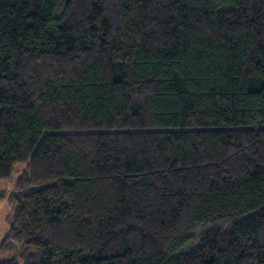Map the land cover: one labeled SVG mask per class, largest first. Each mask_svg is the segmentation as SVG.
Wrapping results in <instances>:
<instances>
[{
	"label": "trees",
	"instance_id": "trees-1",
	"mask_svg": "<svg viewBox=\"0 0 264 264\" xmlns=\"http://www.w3.org/2000/svg\"><path fill=\"white\" fill-rule=\"evenodd\" d=\"M0 181V264H264V0H0Z\"/></svg>",
	"mask_w": 264,
	"mask_h": 264
},
{
	"label": "rangeland",
	"instance_id": "rangeland-1",
	"mask_svg": "<svg viewBox=\"0 0 264 264\" xmlns=\"http://www.w3.org/2000/svg\"><path fill=\"white\" fill-rule=\"evenodd\" d=\"M24 168L23 164H19L16 167V171L14 173V177L12 179L15 180L19 176L21 170ZM1 185V192H0V240L4 235L7 229V223L5 217L10 211V205L7 202V195L10 193L13 183L8 181H0ZM3 190V191H2ZM3 257H0V259Z\"/></svg>",
	"mask_w": 264,
	"mask_h": 264
},
{
	"label": "crops",
	"instance_id": "crops-1",
	"mask_svg": "<svg viewBox=\"0 0 264 264\" xmlns=\"http://www.w3.org/2000/svg\"><path fill=\"white\" fill-rule=\"evenodd\" d=\"M1 184V183H0ZM0 191H1V185H0Z\"/></svg>",
	"mask_w": 264,
	"mask_h": 264
}]
</instances>
